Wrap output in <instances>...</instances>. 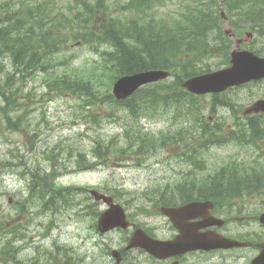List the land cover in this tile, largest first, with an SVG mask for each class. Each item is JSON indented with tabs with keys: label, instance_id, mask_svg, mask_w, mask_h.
<instances>
[{
	"label": "trees",
	"instance_id": "obj_1",
	"mask_svg": "<svg viewBox=\"0 0 264 264\" xmlns=\"http://www.w3.org/2000/svg\"><path fill=\"white\" fill-rule=\"evenodd\" d=\"M169 2L128 0L123 8L133 14L129 18L116 16L109 7L90 1L69 4L65 10L49 0L32 6L18 4L16 0H0V114L8 131L15 133L27 126L26 113L30 109L17 97L21 85L42 73L48 87L57 92L71 90L86 105H95L96 101L114 103V111L127 109L134 121L143 113L158 112L163 106L179 119L177 128L159 136L143 130L138 123L125 127L122 135L93 148L100 160L117 155V160L126 156L141 161L168 143L193 145L184 151L189 159H194L196 153L211 143L232 141L257 145L264 138V115L249 117L244 125L237 122L230 127L224 123L212 125L204 115L205 105L182 87L186 78L211 70L212 59L220 56L224 59L221 61L228 63L231 40L223 33L219 0H180L178 9L159 14L158 7ZM223 6L238 33L253 30L264 39V0H223ZM68 36L99 53V59L93 61V72H82L78 66H72L69 72L68 66L60 71L58 62L52 65ZM103 46L107 49L103 50ZM255 51L261 53L260 48ZM5 56L10 57L12 70L3 66ZM149 69L170 70L174 79L142 87L126 100L118 101L110 94L108 89L119 77ZM35 148L32 141L28 149L35 151ZM11 154L19 157L13 151ZM79 155V164L88 165L85 154L79 151ZM19 163L28 166L26 161ZM246 165L256 166L237 162L229 166ZM32 173L34 180H38V185L32 188L44 197L49 187L47 178L39 172ZM254 174L236 171L227 175L239 178L226 181L249 182L242 177ZM55 187L54 207L60 203L59 198L62 203L67 202L63 189ZM5 229L0 221V230Z\"/></svg>",
	"mask_w": 264,
	"mask_h": 264
},
{
	"label": "rangeland",
	"instance_id": "obj_2",
	"mask_svg": "<svg viewBox=\"0 0 264 264\" xmlns=\"http://www.w3.org/2000/svg\"><path fill=\"white\" fill-rule=\"evenodd\" d=\"M45 0H16L18 4L35 5ZM82 1L101 4L102 7H109V10L122 17L132 18L133 14L125 11L123 5L127 0H50L57 7H64L66 10L71 5H76ZM161 12L175 10L179 8L177 0H171L167 3ZM20 7V5H17ZM80 7V6H78ZM61 30V29H60ZM245 37V36H243ZM68 41L63 40L59 51L57 52L56 61H52L54 66L58 62L57 69L67 71L72 66H78L79 70L85 73L94 71L93 61L99 59V53L92 50L87 45H81L79 41L73 40L68 36ZM243 45L244 48L261 49L264 53V39L256 34ZM65 63H61L64 62ZM219 62L220 58L212 59ZM55 62V63H54ZM60 63V65H59ZM3 66L12 70L10 57L5 56L2 59ZM69 64V65H68ZM69 72V71H68ZM19 77V74L16 75ZM172 78L166 80L171 81ZM112 94V86L108 89ZM252 92V93H251ZM229 96L236 95L235 91L228 92ZM239 95L244 107L251 105L257 99L264 97V82L260 85L242 89ZM211 95H205L202 102L208 105L211 101ZM19 101H25L28 104L29 111L26 113L27 126L18 132L8 131L5 118L0 114V219L6 220L7 227L14 228L19 226L24 230L36 231L38 234L35 242L39 241L40 246L53 247L57 243L67 246L79 258L89 260L98 250L97 240L103 243V247L98 251L104 253V262L109 261L106 255V248L115 247L124 239V235L117 231H112L100 237L93 224H95L93 215L89 211L83 212L82 208H73L65 203H58L51 211L36 212L32 214L29 211H37L40 205L35 206L31 203V197L27 195V181L19 174V170L10 171L5 166L8 159V149L18 145L21 154L24 155L30 168L35 166H49V161L43 156V150L56 149V160L67 166V171L57 178V183L63 186L78 187H103L109 186L111 194L113 191L118 195L119 202L132 205L143 204L148 200L146 193L154 186L173 185L177 179L183 178L189 166L181 161L176 146L170 144L167 149L149 156L148 159L139 161L138 159H129L123 156V160L110 158L106 161L99 160L93 154V148L102 142L110 140L122 134L125 127L138 123L143 130L159 133L168 131L174 127L173 119L164 113L156 114L149 112V115L139 117L137 122L129 114L127 109H118L114 111V103H103L96 101L95 105H86L84 99L74 94L71 90L57 92L48 87L43 79L42 74H36V78L30 79L23 86L21 85L20 93L17 97ZM228 111L224 108L217 110V116L222 120L227 119ZM40 124L41 136L35 153H29V136L37 129ZM212 120H215L214 118ZM26 130V131H25ZM262 146L264 141L261 142ZM64 151L62 152V150ZM79 151L83 152L88 158V165L96 164L94 169H79L78 161L81 160ZM238 156L239 159L248 161L255 158L259 161L264 160L259 157V151L256 148L241 149L237 145H227L224 147H212L208 152L209 159L203 162L205 167H221L229 158ZM83 169V168H82ZM61 173V172H60ZM180 194H178V198ZM12 199V203L9 199ZM26 198V199H25ZM24 200L27 203L23 202ZM27 205V210L18 209L16 205ZM78 206V205H76ZM104 208V205L100 206ZM19 222L15 224L16 222ZM12 224H15L12 226ZM43 232H46V239L39 238Z\"/></svg>",
	"mask_w": 264,
	"mask_h": 264
},
{
	"label": "flooded vegetation",
	"instance_id": "obj_3",
	"mask_svg": "<svg viewBox=\"0 0 264 264\" xmlns=\"http://www.w3.org/2000/svg\"><path fill=\"white\" fill-rule=\"evenodd\" d=\"M216 170L226 171V169L212 167H206L202 171L212 174ZM241 170L254 171L253 168H242ZM212 178L208 176V179ZM201 187L204 189L201 190L202 195H199L201 198L194 199L213 200L212 216H191L187 218L186 224L176 226L171 217L162 213V207L179 206L187 201L177 203L161 199L146 201L150 214L141 213L138 210L129 211L128 218L131 226L126 232L129 237L118 248L123 255V261L120 264H264V223L261 221V214L264 211V183L216 184L208 182ZM217 188H227L226 193L223 194ZM236 188L240 189V193L234 199L232 207L222 208L223 205L212 198L215 195L226 197L232 191H236ZM216 218L220 219L215 221ZM181 228L188 229L192 234L196 232L199 235H222L236 240L239 244L231 247L176 250L160 257L142 247L129 250L125 248L130 237L138 229H143L155 239L171 241L181 233ZM30 233L22 231L0 233V236H7V239L0 240V264H47L52 258L48 256L51 251L48 248L34 245L33 236H31L30 244H27L26 236ZM10 238L15 240L10 241ZM106 253L109 255L107 263L104 262V253L99 252L81 264H118L108 251Z\"/></svg>",
	"mask_w": 264,
	"mask_h": 264
},
{
	"label": "water",
	"instance_id": "obj_4",
	"mask_svg": "<svg viewBox=\"0 0 264 264\" xmlns=\"http://www.w3.org/2000/svg\"><path fill=\"white\" fill-rule=\"evenodd\" d=\"M222 16L225 20H227V16L224 11H222ZM226 34L230 35L229 29L226 30ZM241 43V39L237 40L238 46ZM231 63V66L227 68L193 76L186 80L183 86L193 93L205 94L210 92H221L235 85H240L251 80L264 78V57H260L252 51L239 50L238 48H235L232 52ZM169 75V71L160 69L147 70L126 75L119 78L115 82L113 92L118 99H125L132 95L141 86L165 79ZM254 109L256 111H264V100L257 101ZM92 192L97 197V199H104L110 204V208L107 209L99 219V228L101 231H107L116 226H128L125 211L120 205L112 203L111 197L100 194L97 191ZM202 204L203 203L194 202L178 208H167L165 212L168 215H171L175 220L174 222L177 224L175 218L176 215L180 216V218H182L181 216L186 217L189 215H199L202 213L201 210L204 207ZM262 217L264 222V214ZM186 235L187 234L185 232H182V236L178 237L171 245L167 246V248H176L179 243H184L186 240ZM135 245L137 244L132 241L130 247ZM213 245L229 246L234 245V243H229L225 239H221ZM161 249L162 248L157 247L155 250L160 252Z\"/></svg>",
	"mask_w": 264,
	"mask_h": 264
},
{
	"label": "bare ground",
	"instance_id": "obj_5",
	"mask_svg": "<svg viewBox=\"0 0 264 264\" xmlns=\"http://www.w3.org/2000/svg\"><path fill=\"white\" fill-rule=\"evenodd\" d=\"M66 252H67V253H69V254H70V255H72V256L74 255V254H73V253H71V252H68V251H66Z\"/></svg>",
	"mask_w": 264,
	"mask_h": 264
}]
</instances>
